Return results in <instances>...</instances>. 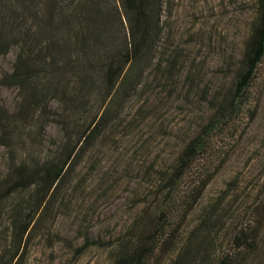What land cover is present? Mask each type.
Returning a JSON list of instances; mask_svg holds the SVG:
<instances>
[{"label": "trees", "instance_id": "obj_1", "mask_svg": "<svg viewBox=\"0 0 264 264\" xmlns=\"http://www.w3.org/2000/svg\"><path fill=\"white\" fill-rule=\"evenodd\" d=\"M166 12L167 0H0V55L15 52L0 89L16 91L11 105H0L7 160L0 177V264H30L33 241L52 236L50 215L80 157L120 115L147 72L165 65L155 61ZM254 14L230 83L208 101L203 133L163 177L169 199L173 182L207 153L214 133L237 135V121L255 117L258 101L250 88L264 68V0L256 1ZM49 124L59 128L60 138L46 137ZM218 170L189 191L191 208ZM254 198L234 225L225 221L228 192L204 208L169 264H264V187ZM142 215L118 237L113 264H158L169 250L175 236L168 229L170 210ZM223 231L228 240L218 249Z\"/></svg>", "mask_w": 264, "mask_h": 264}, {"label": "rangeland", "instance_id": "obj_2", "mask_svg": "<svg viewBox=\"0 0 264 264\" xmlns=\"http://www.w3.org/2000/svg\"><path fill=\"white\" fill-rule=\"evenodd\" d=\"M257 0H167L165 35L143 85L129 99L95 144L78 160L62 184L50 215L52 236L38 237L30 264H113L118 237L147 210H170L173 242L158 264L169 259L201 211L231 196L227 225L240 219L245 206L264 187V68L251 85L255 117L237 121L238 134L214 133L207 153L185 172L167 198L163 177L183 148L208 124V101L228 86L255 16ZM15 52L0 55V75L12 69ZM14 89H0V105L14 102ZM46 137L60 138L55 124ZM219 170L199 202L191 208L189 191ZM6 152L0 145V177L6 173ZM169 197V196H168ZM166 198V199H165ZM188 199V200H187ZM168 222V223H169ZM167 223V224H168ZM216 235V234H214ZM216 239L226 245L227 231Z\"/></svg>", "mask_w": 264, "mask_h": 264}]
</instances>
